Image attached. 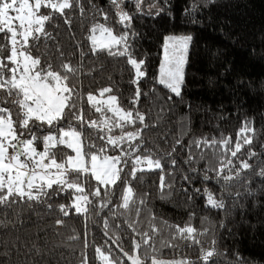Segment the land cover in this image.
I'll return each instance as SVG.
<instances>
[{"label": "trees", "instance_id": "trees-1", "mask_svg": "<svg viewBox=\"0 0 264 264\" xmlns=\"http://www.w3.org/2000/svg\"><path fill=\"white\" fill-rule=\"evenodd\" d=\"M93 3L107 12V21L91 12L86 11L81 17L78 11L66 10L71 18L70 26L65 23L66 16L59 13L54 14L51 22H46L45 29L53 38L40 42V53L46 52L42 62L50 57L53 66H58V57L63 51L66 59L77 63L79 50L76 45H83L87 51L86 37L96 23L112 28L113 35L127 31L130 51L136 59L145 61L142 67L147 72L140 87L148 96H142L135 105L150 125L142 136L145 147L155 153L154 158L163 156L161 164L169 187L161 192L159 169L137 173L138 179L132 182V187L137 198L147 194L146 205H137L141 208L139 217L133 208L130 214L125 213L115 220L110 218L108 208L97 215V208L93 206H89L90 213L81 215L69 209V215L64 216L58 206L72 203L71 190L50 200L43 198L47 203L20 202L10 208H0V220L5 225L0 227V264H81L85 254L88 264H106L96 252L98 247L104 249V256L109 255L107 250L110 248L113 254L125 260V264H131L119 247L130 255H136L131 239L135 236L140 240L136 232L152 234L149 222L153 216L156 217L153 223L161 229L152 241L159 249L158 259H187L192 264H264V177L256 175L264 167V0H215L214 3H209V0H143L144 8L154 3L157 8H163L160 15L155 14L157 8L149 13L136 12L133 0H126L124 10L133 16L130 29H124L117 23L118 18L108 0H93ZM40 11L48 14L51 9L41 8ZM13 24L19 22L14 20ZM188 34L192 40L181 96L176 97L155 80L159 78L166 37ZM3 43L7 41L0 33V44ZM117 49L122 50V46L113 47V51ZM70 52L75 55L69 57ZM134 77L135 69L127 63L126 56H109L105 51L98 56L89 55L78 77L72 78L70 83L85 96L92 92L100 97L99 90L110 87L112 92L104 97L115 95L118 107L132 109L134 106L130 101L136 85L130 81ZM153 87L154 92L151 91ZM168 96H172L171 101ZM84 108L88 120L113 117L107 109L102 116L90 105L85 104ZM246 121H250L254 129V132L245 133L252 137V143L245 145L237 157H230V152L219 144L202 145L200 149L193 144L191 151L197 159L201 153L205 159L191 165L184 162L190 142L197 139L221 141L230 138V147L234 149L237 134ZM137 127L142 126H129L125 131H134ZM99 134L94 129H85L89 141L103 143L95 139ZM112 134L119 135V128ZM177 140L181 141L180 145L176 144ZM56 151L58 161L65 154L74 155L64 147ZM249 151L255 152L256 156L249 159ZM164 153H172V157L164 156ZM221 153L225 158H231L236 167L242 160H248L252 165L250 170L241 173L242 178H246L243 183L233 180L232 186L226 187L223 180L215 179L213 171L207 172L212 179L203 181L206 168L219 166ZM171 158L177 161L175 167L170 163ZM190 168L197 169V172L190 171ZM185 176L189 179L185 180ZM245 186L254 192V196L247 195ZM205 188L215 198H223L224 208L214 209L207 205ZM196 189L201 191L197 193ZM237 192L242 195L236 197ZM119 203L118 199H113V205ZM48 204L52 207L49 208ZM89 214L90 219L87 218ZM126 218L130 222L135 221L136 232L125 223ZM105 219L110 224L107 236L104 235ZM57 220L63 223L58 224ZM161 221L181 227L190 222L200 231L205 228L209 231L198 237L200 244L179 238L172 240L173 230L164 227ZM221 224L224 227H220ZM76 236L79 238L70 239ZM117 237L119 247L113 243ZM167 241L175 247H161V243ZM202 249H215L216 254L205 262L201 259ZM140 255L144 264H151L143 257V249ZM149 255H152L150 249Z\"/></svg>", "mask_w": 264, "mask_h": 264}, {"label": "snow or ice", "instance_id": "snow-or-ice-1", "mask_svg": "<svg viewBox=\"0 0 264 264\" xmlns=\"http://www.w3.org/2000/svg\"><path fill=\"white\" fill-rule=\"evenodd\" d=\"M136 12L142 11L143 0H133ZM215 0H209L214 3ZM108 4L118 18L117 23L124 29L131 28L133 16L124 10L125 0H108ZM151 7L157 8L154 3ZM51 9L48 14L41 13L40 9ZM69 12L78 11L81 17L86 11L94 16H101L105 21L109 19L107 12L98 7L93 0H0V33L4 34L7 43L0 44V208H10L16 203L40 202L47 203L53 196L71 190L72 203L70 205L60 204L59 211L64 215H69V209H74L76 214L90 213V207L97 208V215L105 208L109 209L110 218L115 220L125 213L130 214L135 208V215H141V208L137 205H146V196L137 198L132 182L138 179L137 173L159 169V187L161 192L169 185L166 184L164 166L161 164L162 157L154 158L155 153L145 147L142 136L144 129L150 127L146 123V117L135 107L142 96L147 97L148 93L142 92L140 82L147 77L146 70L143 69L144 60H138L130 51L129 35L127 31L118 35H112V28L104 24L96 23L89 29L87 51L84 46L77 44L79 50V60L73 63L72 59L65 58V53L60 51L58 59L60 63L54 67L51 58L44 59L45 53H40V42L52 39V35L45 29L46 22H51L55 13L66 16L65 23L71 25V18L67 16ZM163 8H157L156 15H160ZM10 12L17 15L10 16ZM18 20L19 24L14 25L13 21ZM107 33L111 37L112 43L98 44L96 32ZM136 35V33H132ZM192 40L191 36L168 37L165 41V62L161 64L160 76L155 83L163 85L176 97L181 96V86L184 81V65L188 46ZM169 41H171V54L169 55ZM115 45H121L122 50L113 51ZM107 52L109 56H126L127 63L135 69V77L130 83L135 84V92L130 103L132 109L108 106L107 111L113 113V117L101 120H88L85 117L84 105H90L96 112L104 115V109L100 106L101 101L92 92L86 96L70 83L71 79L78 77L85 59L91 56H98ZM74 53H68L71 57ZM155 91V87L151 89ZM112 92V88L105 87L99 90V96ZM169 101L172 96H168ZM117 102V96L109 95L107 101ZM9 105L11 107H9ZM142 127L135 128L134 131H125L129 126ZM94 129L100 133L96 140L89 141L85 135V129ZM119 128L120 134L113 135L114 129ZM246 132H254L251 122L246 121L237 134V141L234 149L231 148L230 138L217 141L207 139L190 142L188 157L184 161L186 164L199 163L205 159L203 153L199 158L191 151L194 144L197 149L204 146L220 145L230 152V157H237V154L245 145H251L252 137L245 135ZM181 144L180 140L176 141ZM64 147L70 149L74 155H67L57 160V149ZM42 149V150H41ZM175 147L173 152H175ZM116 153L110 155L109 153ZM164 156L172 157V153H164ZM256 156L255 152L249 151L248 158ZM170 163L176 166V159L171 158ZM218 167L206 168L202 177L203 181H210L207 172L216 173L217 181L223 180L226 187H230L233 180L241 181V173L250 170L252 165L248 160L239 162V167L233 163L231 158H225L221 153L218 159ZM126 169H129L126 171ZM190 171L197 172V169L190 168ZM259 177H264V167L256 173ZM185 180L189 177L185 176ZM190 182V181H189ZM250 183V181L248 182ZM117 191L119 195L117 196ZM197 193L201 189L195 190ZM207 196V205L214 209L224 208L223 198L217 199L207 188L204 190ZM245 191L248 196H254V192L247 186ZM229 195H232L229 193ZM242 194L237 192L236 197ZM43 198H47L43 199ZM113 199H118L120 203L113 205ZM113 205V207H109ZM51 208L52 205L48 204ZM120 209L125 210L121 212ZM90 219V214L87 217ZM156 217H151L149 222L151 235L148 231L136 232L135 221L125 219L129 228L140 236L137 240L135 236L131 239V246L136 255L124 252L123 247H119L120 241L117 237L113 243L119 247L123 257L131 261V264H144L140 252L143 249V257L151 261V264H192L190 260H162L158 259L159 249L152 243L154 235L161 231L153 221ZM191 219V217H190ZM62 224V220H57ZM161 224L173 230L172 240L177 238L185 241H192L193 244H200L198 239L201 235H206L209 229L202 231L193 227L191 223H186L183 227L179 225H169L166 221ZM4 222L0 220V227ZM120 227L119 224L116 225ZM220 227H224L221 224ZM104 235H108L110 228L109 220H104ZM79 237H70L78 239ZM215 245V240H213ZM85 242V247H87ZM161 247H175L171 241L162 242ZM149 249L152 255H149ZM108 256H104L103 248H96L106 264H125V260L112 253L109 248ZM215 253V249L203 250L201 259L205 262ZM81 264H88L85 254Z\"/></svg>", "mask_w": 264, "mask_h": 264}, {"label": "rangeland", "instance_id": "rangeland-1", "mask_svg": "<svg viewBox=\"0 0 264 264\" xmlns=\"http://www.w3.org/2000/svg\"><path fill=\"white\" fill-rule=\"evenodd\" d=\"M126 1V0H125ZM154 8L152 7H146L144 8L142 6V11L141 12H144V13H149L153 10ZM10 16H14L13 12H10L9 14ZM18 21V20H17ZM19 22V21H18ZM113 35V34H112ZM96 36V39H97V42L98 44L100 42H103L105 44H108V43H112L111 41V37L107 34V33H101V32H98L97 34H95ZM181 36H191V35H170V36H167L166 39L168 37H181ZM192 37V36H191ZM166 41V40H165ZM171 41H169V55L171 54ZM165 45V44H164ZM190 45H191V42L188 46V51H187V56H186V63L184 65V74H185V70H186V66H187V61H188V53H189V50H190ZM165 62V47H164V50H163V58H162V64ZM161 69V68H160ZM160 76V74H159ZM182 87V86H181ZM97 100L98 101H101V107L103 109H107L109 105H111L112 107H118L117 106V102H112V101H108L107 103H103V101H107V97H97ZM112 113V112H111ZM208 250H211V249H208Z\"/></svg>", "mask_w": 264, "mask_h": 264}]
</instances>
